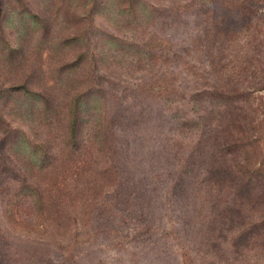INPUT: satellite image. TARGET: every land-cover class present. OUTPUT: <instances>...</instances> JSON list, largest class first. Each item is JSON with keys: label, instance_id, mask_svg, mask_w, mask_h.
<instances>
[{"label": "rangeland", "instance_id": "obj_1", "mask_svg": "<svg viewBox=\"0 0 264 264\" xmlns=\"http://www.w3.org/2000/svg\"><path fill=\"white\" fill-rule=\"evenodd\" d=\"M146 1L153 3L155 22L136 28L125 26L108 0H1L0 90L48 83L61 65L73 73L65 80L76 93L84 82L81 71L69 66L87 53L90 31L98 74L105 78L92 74L88 82L107 88L102 94L115 118L116 178L92 174L81 183L67 181L56 193L49 177L25 175L19 158H10L2 146V129L8 124L10 137L18 128L36 142L53 127L38 118H16L8 108L0 123V264H225L231 261L230 235L256 218L253 203L264 195L263 182H246L239 200L231 194L227 170L215 188L204 187V165L211 160L215 167L227 165L215 154L226 137L211 131L210 118L198 119L206 116L201 109L212 108L210 100L194 102L191 95L213 86L238 88L247 103L233 110L243 117L242 128L247 130L253 111L264 117V0H224L210 19L184 9L193 0ZM241 2L255 16L241 19L237 41L223 40L220 24L229 29L237 23ZM32 16L38 23L25 26ZM109 36L158 49L157 56L169 39L174 56L168 63H136L106 44ZM154 80L158 90L167 80L171 99L180 94L187 101L165 106L152 101L141 88ZM174 115L185 120L175 121ZM262 131L244 155L264 169ZM245 135L248 143L250 133ZM24 185L35 191L16 197ZM249 256L250 264L257 261Z\"/></svg>", "mask_w": 264, "mask_h": 264}, {"label": "trees", "instance_id": "obj_2", "mask_svg": "<svg viewBox=\"0 0 264 264\" xmlns=\"http://www.w3.org/2000/svg\"><path fill=\"white\" fill-rule=\"evenodd\" d=\"M111 1L108 0L125 26L133 25L137 28L142 24L155 22L156 18L152 11L154 9L151 1L115 0L113 3ZM223 2L224 0H193L191 6H183L185 10L194 8L196 15L210 19L211 13L218 12V7L223 8ZM0 5H2L1 0ZM237 15V23L231 28L227 29L226 23L220 24L219 29L223 31L222 27H225L223 32H226L223 40H226L227 36V39L230 40L231 38V40L237 41L242 30L239 23L241 19L255 16L252 7H247L244 2L238 4ZM33 17L34 20H32ZM19 19L22 18L19 17ZM32 19L25 23V26L32 27V24L38 23L35 20L37 16H32ZM24 22L25 20L21 21V24ZM89 22L91 24V20ZM219 33L221 32L219 31ZM89 35L90 31L85 34L87 53L69 66V68H76V71H81V78L84 82L76 93L70 92L72 87L65 80L70 81L66 77L73 73L66 69L68 67L61 65H57L54 72L55 77L53 74L51 81L46 80L48 83L42 81L33 85L32 88L27 84H22L14 88L0 90V94L4 92L6 94L5 98L0 96V123L4 124V120H6V115L3 112L11 108L9 112L10 114L13 112V116L16 118H38L39 124L53 127L49 129V133L47 131L45 139L35 142L29 140V137H26L25 133L18 128L13 129L14 136L10 137L9 130L12 131V128L8 129L7 124L2 129L6 133L2 146L10 158H19L16 160L18 165L24 169V174L30 171L32 174L36 172L37 177H49L52 181L51 190L56 193L65 189L67 181L75 184L81 183L79 180H88L92 174L97 177L102 176L106 180L116 178L114 166L116 155L112 156L111 153L113 143L116 141L115 118L112 119L106 102L108 100H105L106 96L102 94L107 91V88L100 83L88 82L92 74L94 76L99 75L94 47L90 43ZM107 39H105L106 44L114 45L116 52L131 56L136 63L142 60L148 61V64L157 61L168 63L170 56H174L171 53L172 46L169 39L163 40L166 50L165 53L162 51L163 55L160 56H157V52L155 53V51H159L158 49H152L145 44L137 46L132 42L120 41L110 36ZM186 50L183 49L182 51L185 52ZM89 54H91V58L87 63ZM258 62L260 63V61ZM223 68L225 69V66ZM99 76L104 77L103 75ZM156 83L157 80H154L143 84V86H147V89L141 88L148 98H153L152 101L156 102L159 99L163 106L169 103H185L187 101L180 94L177 95V98L171 99L169 96L170 85L167 80L162 83L159 90ZM99 93L101 96L97 97ZM191 99L201 103L206 102L207 99L210 100L209 105H212V108L210 111L201 109V113L206 114V116L198 119L203 121V119L210 118L211 131L219 133L223 138L226 137L223 145L216 148L215 154L216 158L222 159L227 165L225 168L222 166L215 167L212 160L208 165H204L202 172V176L205 177L204 187L215 188L216 183L226 175L227 170V173L233 178L230 188H234V190L231 194L239 200L241 197L240 189L244 187L246 182L250 185L264 183V169L253 162L250 156L246 158L244 155V148L250 149L251 143L259 140L256 132L261 127L263 128L262 132H264V117L260 119L258 113L253 111V117L248 121L247 130L242 128L243 117H236L233 113L234 109L239 108L241 102L247 105L244 93L238 88L225 91L213 86L209 90L194 93L191 95ZM173 118L175 121L185 120L182 116L174 115ZM183 127L185 125H182ZM245 133H250L248 143L244 142L246 140ZM202 134L203 132H200V135ZM49 141L51 145H49ZM255 187H248V190ZM33 191H35L34 188L24 185L18 189L16 197L25 198ZM257 198L253 203L256 218L244 222L229 237L227 244L231 250V261L225 264H250V254L257 259L252 264H264V195H259Z\"/></svg>", "mask_w": 264, "mask_h": 264}]
</instances>
